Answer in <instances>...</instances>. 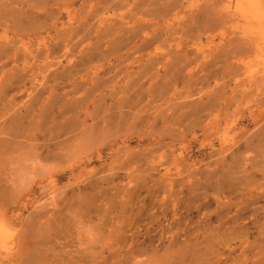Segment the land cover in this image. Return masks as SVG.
Returning a JSON list of instances; mask_svg holds the SVG:
<instances>
[{
  "label": "rangeland",
  "instance_id": "obj_1",
  "mask_svg": "<svg viewBox=\"0 0 264 264\" xmlns=\"http://www.w3.org/2000/svg\"><path fill=\"white\" fill-rule=\"evenodd\" d=\"M227 4L0 0V264H264V64Z\"/></svg>",
  "mask_w": 264,
  "mask_h": 264
},
{
  "label": "bare ground",
  "instance_id": "obj_2",
  "mask_svg": "<svg viewBox=\"0 0 264 264\" xmlns=\"http://www.w3.org/2000/svg\"><path fill=\"white\" fill-rule=\"evenodd\" d=\"M222 1V0H221ZM220 2V1H219ZM112 3V2H111ZM113 4H114V2H113ZM106 5V4H105ZM107 5H108V3H107ZM106 5V6H107ZM115 6V5H114ZM105 7V6H104ZM109 6H107V9H109L108 8ZM110 7H111V5H110ZM105 10V9H104ZM110 11V10H109ZM220 11V10H219ZM223 11H225L226 13L225 14H227L228 15V17L233 21H240L241 22V24L244 26L243 28H242V31H241V34H242V36L244 37V40L246 39V41H250V42H252V43H249V46H253V47H251L252 48V51L254 52V56H256L254 59L256 60V61H262L263 62V64H264V0H228V4L224 7V10H222V12ZM101 12V11H100ZM99 12V13H100ZM99 13H97V15L99 14ZM108 13V12H107ZM221 13V12H220ZM103 14V13H102ZM113 14V13H112ZM99 15H101V14H99ZM68 16V15H67ZM118 17H120L119 15H117ZM101 17V16H100ZM105 17V16H104ZM111 17H113V16H111ZM94 18H95V16H94ZM103 18V17H102ZM71 19V18H70ZM224 19V18H223ZM229 19V20H230ZM111 20V19H110ZM109 20V21H110ZM123 20V19H122ZM121 21V20H120ZM94 22H96V21H94ZM98 22V21H97ZM97 22H96V24H97ZM101 22V21H100ZM240 22H237V24L238 23H240ZM70 22H68V24H69ZM102 23V22H101ZM135 23V22H134ZM232 23V22H231ZM235 23V22H234ZM103 24V23H102ZM107 24V23H106ZM221 24V23H220ZM227 24V23H226ZM239 25V24H238ZM236 26V28H239V26ZM242 25H240V29H241V26ZM103 26V25H102ZM220 26V25H219ZM226 26V25H225ZM228 26H229V24H228ZM234 26V25H233ZM131 27V26H130ZM144 27V26H143ZM222 27V26H221ZM235 27V26H234ZM233 27V28H234ZM9 28V27H8ZM7 28V29H8ZM133 28V27H132ZM135 28V27H134ZM133 28V29H134ZM141 28H142V26H141ZM153 28V27H152ZM157 29V28H156ZM226 29V28H225ZM144 30V29H143ZM236 30V29H235ZM4 33H6V32H4ZM118 33V32H117ZM174 33V32H173ZM142 34V33H141ZM149 34V33H148ZM147 34V35H148ZM176 34V33H175ZM174 34V35H175ZM150 35H152V34H150ZM240 35V34H239ZM238 35V36H239ZM6 36V35H5ZM11 36V35H10ZM138 36H139V34H138ZM172 36V35H171ZM241 36V35H240ZM150 37V36H149ZM3 38V37H2ZM2 38H1V40H2ZM155 38V37H154ZM5 39V38H4ZM148 39V38H147ZM146 39V40H147ZM171 39H173V38H171ZM21 40V39H20ZM155 40V39H154ZM158 40V39H157ZM3 41V40H2ZM147 41H149V40H147ZM248 41V42H249ZM4 42V41H3ZM11 42V41H10ZM151 42V41H150ZM159 42V41H158ZM177 42V41H176ZM6 43V42H5ZM4 43V44H5ZM13 43V42H12ZM37 43V42H36ZM3 44V43H2ZM3 44V45H4ZM31 44V43H30ZM56 44V43H55ZM157 44H159V43H157ZM251 44V45H250ZM6 45V44H5ZM172 45V44H171ZM179 45H180V43H179ZM182 45V44H181ZM27 46V45H26ZM50 46V45H49ZM54 46V45H53ZM59 46V45H58ZM69 46V45H68ZM150 46H152L151 44H150ZM28 47H30L29 45H28ZM42 47H43V45H42ZM61 47V46H60ZM60 47H59V49H60ZM70 47V46H69ZM146 47H148V46H146ZM24 48V47H23ZM58 48V47H57ZM159 48V47H158ZM6 50H7V48H5ZM30 49H31V47H30ZM66 49V48H65ZM69 49V48H68ZM249 49V48H248ZM5 50V51H6ZM14 50H18V49H16V48H14ZM26 50V49H25ZM53 50V49H52ZM51 50V51H52ZM174 50V49H173ZM176 50V49H175ZM2 51H4V50H2ZM13 51V50H12ZM49 51L50 50H48V52H47V55H48V53H49ZM50 51V52H51ZM54 51H55V49H54ZM53 51V52H54ZM64 51V50H63ZM69 51V50H68ZM185 51V50H184ZM30 52V51H29ZM67 52V51H66ZM200 52V51H199ZM252 52V53H253ZM35 53H37V52H35ZM44 53H45V51H44ZM55 53V52H54ZM68 53V52H67ZM67 53H65V54H67ZM182 53V52H181ZM184 53V52H183ZM203 53V52H202ZM247 53V52H246ZM250 53V52H249ZM5 54V53H4ZM50 54V53H49ZM164 54V53H163ZM7 55H9V53L7 54ZM12 55H13V53H12ZM14 55L16 56V54H15V52H14ZM35 55V54H34ZM55 55H56V53H55ZM63 55V54H62ZM187 55V54H186ZM250 55V54H249ZM27 56V55H26ZM40 56V55H39ZM49 56V55H48ZM47 56V57H48ZM168 56V55H167ZM252 56H253V54H252ZM10 57V56H9ZM51 57V56H50ZM62 57V56H61ZM68 57V56H67ZM49 58V57H48ZM47 58V59H48ZM65 58V57H64ZM24 59V58H23ZM34 59V58H33ZM44 59V58H43ZM46 59V58H45ZM50 59V58H49ZM251 59V58H250ZM249 59V60H250ZM68 60V59H67ZM168 60V59H167ZM166 60V61H167ZM13 61H15V60H13ZM45 60H43V62H44ZM47 61V60H46ZM251 61H253L252 59H251ZM256 61H255V63H256ZM24 62V61H23ZM27 62V61H26ZM249 62V61H248ZM254 62V61H253ZM258 62V63H259ZM49 63V62H48ZM251 63V62H250ZM51 64V63H50ZM58 64V63H57ZM56 64V65H57ZM260 64V63H259ZM262 64V63H261ZM15 65V64H14ZM249 65V64H248ZM254 65V64H253ZM52 66H54V65H52ZM163 66V65H162ZM249 66H251V65H249ZM258 66H260V65H258ZM15 67V66H14ZM22 67H23V65H22ZM48 67H49V65H48ZM164 67V66H163ZM244 67H246V66H244ZM248 67V66H247ZM252 67V66H251ZM16 68H17V66H16ZM260 68V67H259ZM259 68H258V70H259ZM246 69V68H245ZM11 70V69H10ZM13 71H15V70H13ZM26 71V70H25ZM8 72V71H7ZM21 72V71H20ZM260 72V71H259ZM17 73V72H16ZM19 74V73H18ZM22 74H23V72H22ZM37 74H39V73H37ZM16 76V75H15ZM21 76V75H20ZM95 76V75H94ZM249 76H250V74L248 75V77L247 78H249ZM261 76V75H260ZM262 76H264V74L262 75ZM14 78V77H13ZM16 78V77H15ZM35 78V77H34ZM41 78V77H40ZM12 79V78H11ZM25 79H28V78H25ZM254 79V78H253ZM255 80V82L256 83H258V80L257 79H254ZM253 80V81H254ZM13 81V80H12ZM31 81V80H30ZM35 81V80H34ZM252 81V82H253ZM40 82V81H39ZM44 82H46V81H44ZM263 82V81H262ZM33 83V82H32ZM36 83V82H35ZM259 83H261V82H259ZM264 83V82H263ZM48 84H49V82H48ZM256 85H258V84H256ZM263 85V84H262ZM45 86V85H44ZM20 87V86H19ZM33 87H34V85H33ZM37 88H39V87H37ZM54 88V87H53ZM33 90V89H32ZM36 89H34V91H35ZM49 90V89H48ZM226 146V145H225ZM225 148V147H224ZM223 151V150H222ZM222 154V153H221ZM178 162V161H177ZM176 162V163H177ZM177 165V164H176ZM175 165V166H176ZM180 167V166H179ZM168 171V170H167ZM165 175H169V174H165ZM176 177V176H175ZM163 179V178H162ZM166 179V177L164 178V180ZM171 179V178H170ZM169 179V180H170ZM173 179V178H172ZM186 179V178H185ZM191 179V178H190ZM168 180V181H169ZM171 182H172V180H170ZM175 181V180H174ZM183 182V181H182ZM185 182V181H184ZM176 183V182H175ZM167 184H168V182H167ZM170 184H172V183H170ZM169 184V185H170ZM169 185H167V186H169ZM172 186H173V184H172ZM168 188V187H167ZM172 188V187H171ZM174 188V187H173ZM227 212H229V211H227ZM223 216V215H222ZM221 216V217H222ZM225 216V215H224ZM216 220V219H215ZM222 221V220H221ZM220 221V222H221ZM224 221V220H223ZM219 222V221H218ZM170 226V225H169ZM169 237V236H168ZM167 238V237H166ZM175 238V237H174ZM172 239V238H171ZM173 240V239H172ZM172 243V242H171ZM175 243V242H174ZM169 244H170V242H169ZM162 246V245H161Z\"/></svg>",
  "mask_w": 264,
  "mask_h": 264
}]
</instances>
